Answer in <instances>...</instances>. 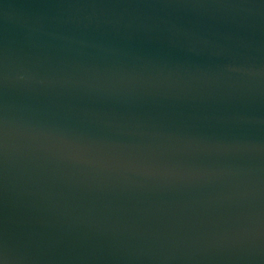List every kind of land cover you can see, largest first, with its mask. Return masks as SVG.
Instances as JSON below:
<instances>
[{"label": "water", "instance_id": "1", "mask_svg": "<svg viewBox=\"0 0 264 264\" xmlns=\"http://www.w3.org/2000/svg\"><path fill=\"white\" fill-rule=\"evenodd\" d=\"M0 264H264V0H0Z\"/></svg>", "mask_w": 264, "mask_h": 264}]
</instances>
